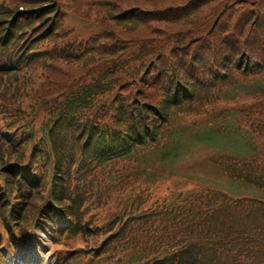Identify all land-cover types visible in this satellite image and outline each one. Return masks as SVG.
Here are the masks:
<instances>
[{
	"label": "rangeland",
	"instance_id": "1",
	"mask_svg": "<svg viewBox=\"0 0 264 264\" xmlns=\"http://www.w3.org/2000/svg\"><path fill=\"white\" fill-rule=\"evenodd\" d=\"M2 37L17 49L22 70L0 77V104L11 107L1 113L0 132L9 123L27 141L0 151V177L39 148L54 165L51 132L64 123L56 110L81 100V116L68 117L79 146L106 134L145 147L116 162V180L126 182L100 206L102 221L137 197H147L138 201L142 212L155 214L154 200L190 190L262 199L251 189L261 184L255 176L236 178L247 187L220 165L257 146L253 136L229 138L231 128L264 137V96L248 89L264 90V0H0ZM176 129L177 142L153 150ZM212 129L217 138L207 140ZM260 156L257 149L236 167H264ZM218 157L215 166L210 160ZM117 227L93 246L106 244Z\"/></svg>",
	"mask_w": 264,
	"mask_h": 264
},
{
	"label": "trees",
	"instance_id": "2",
	"mask_svg": "<svg viewBox=\"0 0 264 264\" xmlns=\"http://www.w3.org/2000/svg\"><path fill=\"white\" fill-rule=\"evenodd\" d=\"M72 111H67L66 115ZM70 136L72 139L69 137L70 142L65 141L64 149H77L72 143L76 140L73 126L70 127ZM58 165H61V159ZM117 186L112 181L93 186L94 193L98 190L96 199L100 205L109 202L113 196L111 191H115ZM83 187L86 192L91 190L88 185ZM13 188L17 190L15 186ZM43 193V189L34 194L30 190L29 199L20 198L24 203L23 218L30 217L37 203L43 199ZM94 193L91 192L93 197ZM56 194L60 201L67 195L62 186ZM171 209L162 214L164 219L157 218L155 214L150 218L157 222L149 224L146 231L151 235L152 244L166 252L175 249L172 255L166 254L161 260L156 258L154 264H264V204L205 199L191 202L188 199L183 205Z\"/></svg>",
	"mask_w": 264,
	"mask_h": 264
}]
</instances>
